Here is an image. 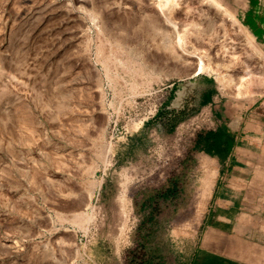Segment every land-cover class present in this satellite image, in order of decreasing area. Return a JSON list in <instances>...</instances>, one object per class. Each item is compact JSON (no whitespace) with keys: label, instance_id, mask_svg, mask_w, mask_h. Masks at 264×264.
Wrapping results in <instances>:
<instances>
[{"label":"rangeland","instance_id":"rangeland-1","mask_svg":"<svg viewBox=\"0 0 264 264\" xmlns=\"http://www.w3.org/2000/svg\"><path fill=\"white\" fill-rule=\"evenodd\" d=\"M158 1L0 0V264L190 259L196 111L264 97V0Z\"/></svg>","mask_w":264,"mask_h":264},{"label":"crops","instance_id":"crops-1","mask_svg":"<svg viewBox=\"0 0 264 264\" xmlns=\"http://www.w3.org/2000/svg\"><path fill=\"white\" fill-rule=\"evenodd\" d=\"M194 92L183 85L173 107L184 109ZM215 102L210 95L196 111L214 127L191 147L193 205L204 208L186 264H264V97Z\"/></svg>","mask_w":264,"mask_h":264},{"label":"bare ground","instance_id":"bare-ground-1","mask_svg":"<svg viewBox=\"0 0 264 264\" xmlns=\"http://www.w3.org/2000/svg\"><path fill=\"white\" fill-rule=\"evenodd\" d=\"M178 1L179 0H159L157 3V5H158V11L160 12L159 14L160 15H158V13H157V15L158 16H155V17H158V21H160L159 20V18H161V20H162V18H163V20L164 21H161L162 23L163 22H166V23H170V24H172V25H175L176 26V24H175V22H174V18H173V16H174V14H173V16H172V12L173 13H175L174 12V9L178 6ZM212 3H214L215 5H217V6H221L220 5V2L218 1V0H210ZM154 2V1H153ZM154 4V3H153ZM181 4V3H180ZM179 4V5H180ZM212 5V4H211ZM223 6V5H222ZM225 9V8H224ZM151 10H152V8H151ZM154 10H155V8H154ZM157 11V12H158ZM153 12H155V11H153ZM156 13V12H155ZM154 13V14H155ZM226 13V12H225ZM159 16H162V17H159ZM149 20V19H148ZM157 21V22H158ZM149 23L150 22H152V21H148ZM236 22V21H235ZM153 23V22H152ZM151 23V24H152ZM154 24V23H153ZM159 25H160V23L158 24V26L156 27V28H158L159 27ZM167 25V24H166ZM154 26H156L155 24H154ZM163 26H164V24H163ZM162 26V27H163ZM161 28V27H160ZM159 29V28H158ZM162 29V28H161ZM160 29V30H161ZM197 29H200V30H202L201 28H198V26H197ZM164 31V30H163ZM166 31V30H165ZM199 31V30H198ZM201 33V31L199 32V34ZM182 34V33H181ZM198 34V35H199ZM183 35V34H182ZM177 36H178V34H177ZM216 36H218V35H216ZM185 36H180V40H178V42L180 43V45L181 44H183V45H185L184 43V41H182L183 40V38H184ZM187 37V36H186ZM185 37V38H186ZM187 39V38H186ZM181 42H184V43H181ZM178 43V44H179ZM183 45H182V47H183ZM185 49H188L187 47L185 48H183V50H185ZM189 50V49H188ZM188 50H186V51H188ZM185 51V52H186ZM194 52V51H193ZM188 53V52H187ZM190 53H192V52H190ZM198 53V52H197ZM197 53H196V55H197ZM201 53V52H200ZM203 53V52H202ZM202 53H201V55H199V56H195L196 58H198V63H197V73L196 74H199V73H203V72H206L207 73V71H209V70H211V67L212 66H210V64L209 63H207V62H209V61H207L206 60V56L205 55H202ZM186 54V53H185ZM185 54H183V55H185ZM195 54V53H194ZM204 54V53H203ZM192 56V55H191ZM182 57V56H181ZM188 57V56H187ZM193 58H194V56H193ZM210 58V57H209ZM207 61V62H206ZM227 64V63H226ZM225 64V65H226ZM229 66H231L230 64L228 65V67ZM213 69V68H212ZM220 71V70H219ZM210 72V71H209ZM208 72V73H209ZM216 72V71H215ZM224 72V71H223ZM219 74V73H218ZM226 77V78H225ZM233 77V75H230V74H226V75H223L222 76V78H221V81H222V83H224V84H226V82H229L230 83V81L232 82L233 80H234V78H232ZM243 78H244V80H245V78L246 77H244L243 76ZM243 78H240L239 80L241 81V79H242V81H244L243 80ZM246 80H247V78H246ZM241 81V82H242ZM241 82H240V84H241ZM228 85V84H227ZM236 85V84H235ZM232 86V85H231ZM237 87H238V84H237ZM239 87H240V85H239ZM239 89V88H238ZM156 109V108H155ZM152 110V109H151ZM150 111V110H149ZM153 111V110H152ZM157 111L158 110H155L154 111V113H153V115H151V116H155L156 115V113H157ZM147 113V112H146ZM200 114V113H199ZM198 114V116H197V119L199 120V121H201L202 122V120H205V118L207 117V115H205V113H202V114H200L199 115ZM149 117V116H148ZM151 118V117H150ZM143 120H144V118H143ZM194 121H196V120H194ZM208 123H210V124H212L209 120L207 121ZM198 124V123H197ZM202 125V123H200L199 122V124L197 125L198 126V128H200V126ZM182 132H183V130H182ZM182 135V134H181Z\"/></svg>","mask_w":264,"mask_h":264}]
</instances>
